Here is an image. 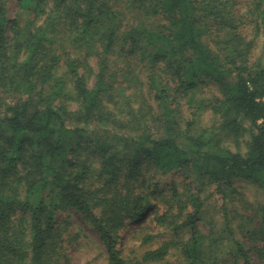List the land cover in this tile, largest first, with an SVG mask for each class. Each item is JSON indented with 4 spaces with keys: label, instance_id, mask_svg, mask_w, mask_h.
Here are the masks:
<instances>
[{
    "label": "trees",
    "instance_id": "obj_1",
    "mask_svg": "<svg viewBox=\"0 0 264 264\" xmlns=\"http://www.w3.org/2000/svg\"><path fill=\"white\" fill-rule=\"evenodd\" d=\"M11 1L0 264H62L72 221L58 216L71 211L108 264L173 251L180 264H264V199L235 181L264 193V0L248 32L237 0H17L9 19ZM173 172L185 181L164 184ZM215 195L220 220L204 215ZM143 219L141 251H127L122 231Z\"/></svg>",
    "mask_w": 264,
    "mask_h": 264
},
{
    "label": "rangeland",
    "instance_id": "obj_2",
    "mask_svg": "<svg viewBox=\"0 0 264 264\" xmlns=\"http://www.w3.org/2000/svg\"><path fill=\"white\" fill-rule=\"evenodd\" d=\"M237 11L244 17L243 29L248 32L249 29V17L250 9L253 4V0H237ZM17 8V0H12L8 5V17L12 18L15 14ZM202 85L206 86V89L215 88L213 83H208L204 81ZM210 86V87H209ZM164 184L171 183L173 181L184 182L185 178L180 172H173L165 175L162 178ZM237 184H242L243 189L249 195L251 200H262L264 199V193L260 191L254 184L248 183L246 181L235 180ZM221 198L218 195L213 196L209 201L205 209V216L216 217L219 219L218 207L221 204ZM153 217L150 214L149 220ZM60 221L66 218H70L72 221L71 226H69L68 234L64 242L65 257L62 264H108L106 249L96 234L94 228L82 220L80 215L76 211L62 212L58 216ZM148 220V219H147ZM146 219H143L140 223L130 225V228H125L122 231L123 239L122 246L129 251L131 247L141 251V243L143 239V233L139 231H134V227H139L144 223H148ZM199 224L208 230V226H205L204 222L198 220ZM139 229V228H137ZM149 231H158L152 225L149 227ZM162 238H173L172 232H167ZM181 257L177 251L170 253L163 262H148L144 264H180ZM228 264H233L232 261H228Z\"/></svg>",
    "mask_w": 264,
    "mask_h": 264
}]
</instances>
